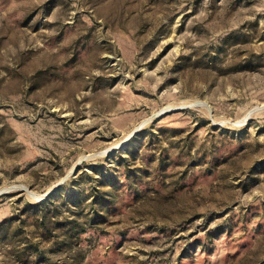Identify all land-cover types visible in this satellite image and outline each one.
<instances>
[{"label":"rangeland","instance_id":"rangeland-1","mask_svg":"<svg viewBox=\"0 0 264 264\" xmlns=\"http://www.w3.org/2000/svg\"><path fill=\"white\" fill-rule=\"evenodd\" d=\"M0 264H264V0H0Z\"/></svg>","mask_w":264,"mask_h":264},{"label":"water","instance_id":"water-1","mask_svg":"<svg viewBox=\"0 0 264 264\" xmlns=\"http://www.w3.org/2000/svg\"><path fill=\"white\" fill-rule=\"evenodd\" d=\"M49 196H50V194L47 195V197H49Z\"/></svg>","mask_w":264,"mask_h":264}]
</instances>
